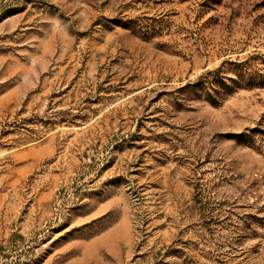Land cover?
Returning <instances> with one entry per match:
<instances>
[{
	"label": "rangeland",
	"instance_id": "rangeland-1",
	"mask_svg": "<svg viewBox=\"0 0 264 264\" xmlns=\"http://www.w3.org/2000/svg\"><path fill=\"white\" fill-rule=\"evenodd\" d=\"M0 264H264V0H0Z\"/></svg>",
	"mask_w": 264,
	"mask_h": 264
}]
</instances>
